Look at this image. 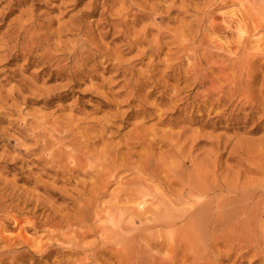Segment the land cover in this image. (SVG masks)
<instances>
[{"label":"rangeland","instance_id":"obj_1","mask_svg":"<svg viewBox=\"0 0 264 264\" xmlns=\"http://www.w3.org/2000/svg\"><path fill=\"white\" fill-rule=\"evenodd\" d=\"M133 1L0 0V197L10 194L13 189L16 193L23 192L21 198L13 201L15 211L0 213V252L7 251V245L11 243L16 251L11 255L20 258L14 264L74 262L75 256L65 259L61 253L50 257L45 255L52 249L49 246L56 244L58 239L73 236V229L88 230L81 225L74 227L70 224L74 222V217L79 218V205L90 198L88 194L91 192L92 178L76 174L77 183L67 185L63 175L49 171L53 164L46 160L55 159V148H41L44 145V134L49 135L54 130L65 133L75 130L80 137H95L104 132L111 145L121 144L130 135H137L142 130V124L146 129L158 130L160 134L184 132L185 138L182 137V141L187 138L191 141L187 139L185 151L191 154L189 158L192 161L189 160L192 167L196 166L197 171L199 168L207 169L204 172L211 176V184L226 183L240 190L244 188L246 192L254 189L251 196L254 194L256 198L254 195L252 198L255 200L249 197L242 202L243 206L254 207L256 203L264 202V192L255 191L259 185L264 184V47L259 48L258 42L264 32H253L251 36L255 37L249 35L250 38V32L241 35L239 30L234 29L236 26L233 33L220 30L221 25H226V19L231 20L234 16L237 19L235 14L244 16L252 29L256 23L264 21V1L256 0L258 3L256 2L253 10L246 3L247 6H243L242 0H218L215 4L211 0ZM139 10L147 11L152 16L157 13V21H154L155 17L149 16L137 18ZM260 12L263 14L260 15ZM121 17L127 19L123 20ZM113 19L116 20L113 22ZM123 21L125 24L121 25ZM145 27L152 29L146 43L130 47L129 35L136 38ZM159 27L165 32L160 39L163 49L160 56L140 59L139 55L143 51L151 49L148 42L158 38ZM212 27L216 30L211 29ZM245 40H252L250 43L253 44L246 41L250 45L244 46ZM237 43L241 44L238 46ZM245 47L250 48L246 50ZM28 48H32L29 54ZM256 48L257 51H262L256 52ZM46 55H52L51 60ZM237 58L243 59V63L247 62L243 65L251 70L247 67L243 69V65L235 68L232 62L230 66L231 59ZM149 63L155 64L151 73L156 76L159 86L157 90H154V84L142 87L138 93L142 104L133 102L136 78L140 73L146 76L151 74L148 73ZM232 69H235L234 75L237 74L236 77L242 79H235ZM223 70L225 74L222 73ZM132 73L136 76H132ZM232 77L234 82H238L234 83ZM252 82L253 85H250ZM235 84L237 89L245 85L242 87L244 90L241 89L245 92L235 90ZM223 85L228 87L222 88ZM249 85L253 87L251 89L254 93L250 91ZM230 87L235 92L230 91ZM153 90V97L143 99L147 92ZM256 102L260 107L256 106ZM144 108L148 111L144 112ZM152 110L153 115H150ZM145 117L147 120L144 124L142 119ZM169 120L173 124L169 125ZM93 125L94 128L89 130ZM192 142L194 145H191ZM161 146L155 147L156 154L166 153L165 147L159 149ZM102 147L104 145L100 144L97 149ZM138 151L145 153L142 148ZM178 159L177 164L181 160ZM195 162L198 164H193ZM198 165L200 167L197 168ZM153 187L160 189L156 184ZM115 188L113 186L110 192ZM80 192L84 196L79 197ZM228 195L225 194L224 197H229ZM103 201L109 203L111 199L105 198ZM251 202H255V205ZM261 205L263 210H260L259 216L254 217V228L250 227V245L249 242L225 238L223 245L218 247L221 256L223 253H232V256L227 257L223 254L226 257L223 264H264V205ZM4 223L8 226L2 232ZM107 224L113 225L111 222ZM98 240L93 235L84 242L93 243ZM231 244L236 246L233 248ZM40 246H44V251L39 249ZM167 252L161 251L163 256L169 257ZM10 261L12 259H8L7 264H12ZM190 261L184 263L192 264V259ZM108 262L114 263L113 260Z\"/></svg>","mask_w":264,"mask_h":264},{"label":"bare ground","instance_id":"obj_2","mask_svg":"<svg viewBox=\"0 0 264 264\" xmlns=\"http://www.w3.org/2000/svg\"><path fill=\"white\" fill-rule=\"evenodd\" d=\"M216 1H218V0H211L212 4H215ZM260 1H262V0H260ZM260 1H259V3H260ZM256 2H257L256 0H242L241 3L243 6L245 3L248 4L249 5L248 7L253 10L254 6L256 5ZM261 4L262 3H260V6H261ZM262 5H264V4H262ZM133 6L134 5H132V7ZM130 9H131V7H130ZM160 9H161V7H160ZM155 10H157V9H155ZM130 12H131V10H130ZM261 13L262 12H260V15H261ZM152 15L150 13H147V11L144 12L143 10H139L138 13L136 14L137 18H139L140 16H149L151 18L155 17L153 19L156 22L158 14L155 13V16H152ZM235 15L237 16V19H234L235 16H234V18L232 17L231 20L226 19L227 20V21H225L226 25H221L220 30H225L226 32L233 33V28L236 26V28H234V29L239 30L241 35L245 34L247 32H250L249 34L248 33L247 34H248V36L249 35L251 36V34L253 32L254 33L256 31L259 32V30L264 32V21L259 22L258 24L256 23L255 26L252 29H250L248 26V24H250V23L247 22L248 20H246V18L244 16L240 17V15L239 16L237 14H235ZM260 15H259V17H261ZM250 17H252V16H250ZM119 18H120V16H119ZM124 18L125 19H123V18L122 19L123 20L127 19V17H124ZM262 18L261 19L259 18V19L262 20ZM115 20L116 19H113V22ZM251 20H254V19L252 18ZM256 21H258V20H256ZM124 24L125 23L123 21L121 25H124ZM155 24L157 25V23H155ZM157 26H159V25H157ZM29 28H30V26H29ZM25 29H26V27H25ZM211 29L216 30L213 27ZM151 30L152 29H150L148 27L143 28V30L141 32H139V35L136 38L135 37L132 38L129 35V41H128L129 46L130 47L135 46V45L139 46V45H143L144 42L146 43V40L148 39ZM186 30H187V28H186ZM123 32H122V34H123ZM235 32H237V31H235ZM168 33H166V34H168ZM118 34H119V32H118ZM164 34H165V32H163V30L159 27L157 29V37L158 38L157 39L153 38L154 40L151 39V41H149V42L147 41L148 44H151L150 45L151 49L147 50V51H143L142 54L139 55L141 57L140 59H143L146 56H148V57L151 56V57H155V58H158V56H160V54H161L160 52L163 50L162 46H161L160 39L163 38ZM230 35H232V34H230ZM252 36H254V35H252ZM247 40L243 41V42H245V44H243L244 46H246L247 42H249V43H250V41L252 42V40H249V41H247ZM240 41H242V38ZM237 42H239V40ZM258 42L260 44L259 48H263L264 47V33L258 39ZM237 44L239 46V44H241V43H237ZM250 44H253V43H250ZM250 44H247V45H250ZM243 45H242V47H243ZM240 47H241V45H240ZM247 47H245L246 50H248L250 48L249 47L247 49ZM254 49H255V47H254ZM254 49H252V50H254ZM31 50H32V48L27 49L28 54L31 52ZM255 51L260 53L262 50L257 51V48H256ZM256 52H254V53H256ZM44 54H45V52H44ZM242 54H240V55H242ZM248 54H250V52H248ZM252 55H253V53H252ZM46 56L49 57L48 55H46ZM53 56H54V53H53ZM262 56H264V55H262ZM242 58H244V57H242ZM144 59H146V58H144ZM229 59H230V57H229ZM258 59H259V57H258ZM50 60H51V58H50ZM242 60H240L238 58L237 59H231L230 66L233 64V66L236 68L237 65L242 66L243 64L247 63V62L243 63ZM81 61H82V59H81ZM231 62H232V64H231ZM250 62H251V60H250ZM124 65H125V63H124ZM248 65H250V64L248 63ZM170 66H172V65H170ZM147 67H148V73H151L152 68L155 67V64L149 63L147 65ZM243 67H244V65H243ZM246 67H244L243 69H245ZM251 67H252V65H251ZM230 68H233V67H230ZM248 69L251 70V68H248ZM232 70L234 71V72L232 71L233 72L232 75L235 76V79L240 78V77H236L237 74L234 75L235 69H232ZM240 70H242V69H240ZM198 72H200V71H198ZM198 72H197V74L199 75ZM213 72H215V71H213ZM241 72H243V71H241ZM130 73H131V71H130ZM219 73L221 74V72H219ZM222 73H224V70L222 71ZM200 74L203 75V73H200ZM210 74L211 73H209V75ZM140 75L142 77H140ZM140 75H139V77L136 78L132 96H133V102H139L140 104H142V102L140 101L141 97H138V93L141 91L142 87L148 86L150 84H154L153 88H154V90H157L159 83H157V81L155 79L156 76L153 75L152 73L148 76L143 75L142 73H140ZM250 75H255V74L250 73ZM132 76H136V74L132 73ZM219 76H217V77H219ZM199 77H202V76H199ZM249 77L251 78L252 76H249ZM222 78L220 80H222ZM240 79H242V78H240ZM210 80H211V78L209 79V81ZM231 80L232 81L234 80L233 77L231 78ZM231 80H229V81H231ZM246 80H247V77H246ZM235 81L238 82L237 80H235ZM236 82H234V83H236ZM194 83H197V81H195ZM194 83L192 85H194ZM227 84H229V83L227 82ZM241 84H242V82H241ZM213 85H215V84H213ZM250 85H253V82ZM217 86H220V85H217ZM225 86H227V85H225ZM225 86L222 88H225ZM243 86H245V85H243ZM262 86L264 87V84H262ZM234 87L236 90L237 84H235ZM239 87H240V85H239ZM242 87H241V89L244 90V88H242ZM251 87L252 86H250L249 88L251 89ZM217 88L218 87H216V89ZM214 89H215V87H214ZM238 89L241 90L240 88H238ZM238 89H237V91H238ZM245 89H246V87H245ZM154 90L152 92H147L145 94V96L143 97V99L149 98L150 96H152ZM221 90H223V89H221ZM229 90L232 92L234 91L232 87H230ZM220 91H217V92H220ZM241 91H240V95H242ZM250 91H252L254 93L253 89H251ZM165 92H166V88H165ZM212 92H211V94H212ZM214 92H215V90H214ZM214 92H213V94H214ZM242 92H245V91H242ZM247 92H249V90ZM260 92H262V91H260ZM206 94H208V92ZM221 94L222 93H220V97H221ZM238 94H239V92H238ZM244 95L247 96L246 94H244ZM253 95L254 94H252L251 97ZM211 96L213 97V95H211ZM209 97H206V99L207 98L209 99ZM214 97H216V96H214ZM232 97H235V96L232 95ZM260 97H262V95ZM138 98H139V101H138ZM248 98H250V96ZM226 99L229 100V98H227V97H226ZM226 99H223V100L225 101ZM252 99H253V97H252ZM234 100L235 99H233V101ZM161 101L163 102L164 99L162 98ZM143 103L145 104V102H143ZM230 103H232V102H230ZM224 104H223V106H224ZM255 104H257V102ZM203 105H204V103H203ZM256 106L260 107L259 104H257ZM263 106H264V103H263ZM145 109L146 108L143 109L144 112H147L148 110L147 109L145 110ZM158 109H156V110H158ZM261 109L263 110L262 107H261ZM258 110H260V109H258ZM152 112H153V110L149 114L153 115ZM140 113H142V112H140ZM226 113H227V110H226ZM142 120L144 121L143 123L145 124L147 117H145ZM262 122H260V124H262ZM168 124L171 125L173 123H172V121H170V123H168ZM144 126L145 125H143V124L140 126L142 128V130L139 131L138 133H136L137 135H133V136L130 135L129 137L124 139L123 143L117 144V145L109 144L108 138L105 137L106 135H104V132H102V131H101L102 133L100 135L95 136V137H90V136L89 137L88 136L80 137L75 133V130L70 131V132H66V133L62 130L61 131L60 130H54L53 132H50L49 135L44 134L43 137L45 138V140L43 141L44 145H42L41 149L44 150V149L49 148V147L53 148V149L55 148V153H56L53 156V158L55 157V159L51 160L49 158L50 160H46L48 163L53 164L52 168L49 167L50 168L49 171H55V173L57 175H59V174L63 175V177L65 178L64 183H66L67 185L68 184L70 185V184L76 182L75 181L76 174L77 175L78 174L87 175V176H90V178H92V183L90 182L91 183L90 184L91 192L88 194L90 196V198L86 199L82 203V205H79V207L77 208V210L79 212V218L74 217L73 218L74 222L70 224L71 226L81 225L83 227L88 228V230L87 231H78V230L73 229L72 230L73 236H69V237L63 236L60 239H58V241L56 240L57 241L56 244H52L49 246V248H52V249H51V251L46 253V255H45L46 257H50L51 255H53L55 253H61L65 259H68L69 258L68 256H75L76 259L73 260L74 262H68L67 261L66 262L67 264H89V263H91V264H110L108 262L110 260L114 261L113 264H182V263L185 264L184 262H188L191 259L193 261L192 264H221L223 262L224 258H226L229 255L232 256V253H229V255L227 253V255H226V253H223V252L222 253L225 254L226 257L223 256V254L221 256V254H220L221 251L218 252V250H219L218 247L224 242L225 238L226 239L232 238V239H235L238 241H243L245 243L249 242L248 245L251 244L250 241L252 240V235L250 233V227L252 226V224H255V223H253L254 217L259 216V214H261L260 210H263V209H261L262 208L261 204L263 203V205H264V202L261 201L260 202L261 204L256 203L257 205L254 204L256 201L254 203L251 202L255 205L254 207L250 206L251 204L249 205L250 207L243 206L241 204L244 200H246L249 197H251L250 199H254V198H252L254 194L251 196V194L254 193V189L253 190L249 189V192H246L245 191L246 189L244 190V188H242L240 190V189H238V187L235 188V187H233L234 185L229 186L226 183L219 184L218 182L217 183L215 182V183L211 184L212 181L209 182V180H210L209 177H211V176L210 175L208 176L207 175L208 173L206 174L204 172L207 169L205 170L204 168L203 169L199 168L198 171H197V169L195 170V167H196L195 165L198 164V163H196V162H198L196 160H195L196 162L193 163V164H195L194 165L195 167H192V163H191L192 159L189 158V156H191V154H190V152L187 153L185 151V149L188 146L187 141L189 139L187 138L188 140L184 139L182 141V139H183L182 137H184V135H185L184 132L179 133V134H176V133L174 134L171 132H163V134H160V132L158 130L146 129V128H144ZM76 128L78 129V127H75V129ZM93 128H94V125L91 126L89 128V130H92ZM103 129H106V127H103ZM183 129H185V128H183ZM49 137H50V139H48ZM150 137H152V138H150ZM189 142H191V141L189 140ZM100 144H103L104 147H102V149H97ZM158 145H162L159 148L160 150H162V148L165 147L166 153H159V154L157 153L156 154L155 147H157ZM191 145H194L193 142ZM39 146H41V145H39ZM139 148H142L145 151V153L139 152L138 151ZM34 149L35 148H33V150ZM68 149H70V150L68 151ZM166 154H168V157ZM186 154H188V156ZM157 155H159V156L157 157ZM174 158H176L175 159L176 161L178 158L181 160L178 161V164H177L176 161L175 162L173 161ZM191 158H194V156ZM132 159H135L136 161L133 162ZM43 163H45V162H43ZM52 164H50V165H52ZM198 167H200V166L198 165L197 168ZM193 168L196 172H198V174H195L196 172L193 170ZM262 168L264 169L263 166H262ZM53 169H55V170H53ZM199 170L200 171L203 170V172L202 171L200 172ZM126 173L128 175H125ZM154 184L158 185V187H160V189L159 188H158L159 190L155 189L153 187ZM113 186H116V188L114 191L110 192V190ZM84 188H85V185H84ZM250 191H253V192H250ZM255 191H261V193L264 192V184L259 185V187H257ZM225 194L226 195L229 194L228 195L229 197H224ZM22 195H23V192L16 193L15 189H13L10 194H7V195L3 196L2 198L0 197V213H9V212L15 211L16 208H15V205H13V201L15 198H21ZM78 196L82 197V196H84V194H81V192H80V193H78ZM105 198H110L111 202L108 201L109 203H105L103 201V199H105ZM255 198H256V196H255ZM199 200H202V201H199ZM259 200H261V199H259ZM9 201H11V202L9 203ZM248 202H249V199H248ZM72 210H73V208H72ZM12 217H14V216H12ZM7 219H8V217H7ZM108 222L109 223L111 222L113 225L111 224L112 226H109L107 224ZM4 224H5L4 228L1 229L2 232L4 231V229L6 231V227L8 226L6 223H4ZM65 226H63V227H65ZM255 227H256V225H255ZM71 229H72V227H71ZM218 232H223L226 235H219ZM93 235H96L99 240L96 242H93V243H85L84 242V240L87 239V237L93 236ZM4 241H5V243H8V240L4 239ZM236 242H232V243H236ZM7 246H8L7 251L3 250L0 252V264H7L8 259H12V261H10V263L14 264L15 260L20 259L19 256L17 257L16 255H14V256L11 255L13 252H16L14 250L15 248L13 249L12 244L9 243ZM231 246H232V244H231ZM235 246L233 244L232 247L234 248ZM38 247H39V244H38ZM39 249L44 251V246L39 248ZM165 250L168 251L167 255L169 257L162 255L161 251L165 252ZM45 251H47V250H45ZM178 257H180L179 260L177 259ZM214 258H216L217 260ZM226 261L228 262V260H226ZM58 263H60V262H58Z\"/></svg>","mask_w":264,"mask_h":264}]
</instances>
